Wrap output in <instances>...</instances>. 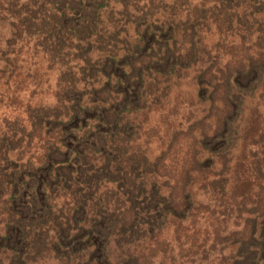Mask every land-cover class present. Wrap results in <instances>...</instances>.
I'll return each mask as SVG.
<instances>
[{
	"label": "rangeland",
	"instance_id": "rangeland-1",
	"mask_svg": "<svg viewBox=\"0 0 264 264\" xmlns=\"http://www.w3.org/2000/svg\"><path fill=\"white\" fill-rule=\"evenodd\" d=\"M80 2L82 7L87 4ZM0 6L6 7L4 0ZM195 8L212 11L195 31L198 58L165 78L158 53L161 58L166 45L184 55L191 50L182 31L171 32L168 23L184 22L185 14L191 15ZM250 10L240 8L229 27L218 29L216 0H104L99 20L77 15L69 19V25L79 29L80 41L68 33L54 39L36 27L40 12L28 29L17 21L18 27L11 26L15 20L0 12V55L8 59L0 60V145L11 143L9 158L22 156L34 165L43 160L53 137L55 150L59 143L71 142L63 129L75 130L84 143L82 148H71L76 159L70 169L55 173V182L46 183L43 205L39 194L31 193L36 208L49 217L41 222L36 249L24 254L25 264H64L67 258L80 264L89 261L92 251L97 254L91 243L96 239L88 242L84 237L79 245L81 228L87 231L83 235L90 232L96 237L103 217L109 227L115 215L116 223L129 225H124L126 243L103 227L102 238L108 239L105 254L112 264L126 261V251L137 256L135 264H234L240 242L261 237L259 231L252 232V220L248 221L252 216L234 212L232 201L252 209L256 227L262 228L264 196L257 204V196L249 190L253 170L264 167V81L252 91L221 86L224 76L233 80L236 69L248 66L261 52L257 44L264 36V11ZM246 17L252 24L248 31ZM16 33L22 36L9 40ZM148 37L155 38L152 45ZM141 93L145 106L133 111L130 96ZM79 105L89 109L87 115ZM38 113L51 115L55 125L45 123L40 132ZM44 132L51 135L47 144ZM223 132L226 153H220L217 140ZM18 137H23L19 146L11 141ZM138 153L154 164L146 171L147 182L154 177L163 186L167 179L171 188L176 187L173 193L181 198L178 206L169 204L173 210L153 211L149 204L138 202L136 211L143 210L132 215L116 202L127 199V187L113 172L121 169L123 174ZM224 154L225 164L220 158ZM4 160L0 158V166ZM249 173L248 185L243 176L246 180ZM218 180L224 191L217 188ZM238 191L244 198L233 196L229 205L221 203L223 192L225 199ZM258 208L263 210L254 211ZM38 220L34 218V223ZM133 221L138 222L137 230ZM92 226L96 228L91 230ZM61 230L77 237L61 240ZM70 240L74 243L64 247ZM88 245L93 246L86 252Z\"/></svg>",
	"mask_w": 264,
	"mask_h": 264
},
{
	"label": "trees",
	"instance_id": "trees-1",
	"mask_svg": "<svg viewBox=\"0 0 264 264\" xmlns=\"http://www.w3.org/2000/svg\"><path fill=\"white\" fill-rule=\"evenodd\" d=\"M55 1L56 0H4L6 7H4L5 5L0 6V12L6 11V13L10 15L13 20H15L11 23V26L18 27L17 23H20V25L24 27L23 29H28L31 25H33V19L36 15L35 13L40 12L42 13V17L39 19V22H35V24L37 25L36 27H43L45 31L47 30L46 33H50L52 36H54V39L55 35L63 38V36L68 33L72 36L73 39H77L78 41H80L82 37L79 34V29H77L76 25H69V19H72L77 15L79 16L78 19L93 20L96 17V19L99 20L101 16V8H103L104 2V0H99V3L97 4L96 0H94L87 3L88 0H86L87 4L83 5L82 7V2H80V0H57L63 3L64 7L61 8ZM93 2L95 4L94 6ZM216 2L218 29H222L225 26L229 27L230 20L233 16H237L236 14L240 8H242L243 11H248L249 9H251L250 12L253 10H256L257 12L264 11V0H216ZM191 12V15L189 13L185 14L184 22H179L178 24H173L172 22L168 23V28L171 32L174 31L173 29L182 31L181 38L183 39V42H189L188 46L191 45L189 48L191 50L187 53V55H184L182 51L174 50L169 45H166L165 53L161 58L158 53V60L160 61L159 64L164 62V64L161 66L162 69L160 70V72L163 75H166L165 78L172 76L174 72L173 70L177 72L179 68H183L182 65L184 63H190L191 65L192 62L196 61L198 58V44L195 43L194 40L195 31L201 24L200 22L205 18L206 13H212V11L211 9L195 8ZM243 16H241V18ZM1 19L2 18H0V21ZM243 19L245 20L244 23L246 26V30H250L252 28V24H248L247 17ZM262 23H264V19ZM178 34L180 35V32ZM20 36L22 35H18V33H16L15 35L13 34L12 38H10L9 40L13 42V39L16 40V38ZM172 38H174V36L171 33V39ZM154 39L155 38L153 37H148L151 45L153 44ZM257 45V49L261 52L258 53V55H255V58L250 61V64H248V66L244 67V65H242V67L237 68L233 80H230L231 75L224 76V84H222L221 86L227 88L233 85L235 86V89L241 88L251 91L257 89L259 84L262 83V80L264 81V36H262L261 41ZM0 60H3L5 62L8 61V59L3 57V55H0ZM223 73V75L226 74L225 72ZM229 73H231V71ZM201 77H204L202 73L200 76V80ZM145 91L146 90H144V94ZM229 91L230 88L227 89L228 94ZM233 94L236 95L234 92ZM130 97L135 104L134 109H132L133 111L137 110L136 108L139 107L138 105H141L144 108L145 103L141 100L143 98V93H141V95H138L137 97H134L133 95ZM236 98L238 99L237 101L240 102L239 96H237ZM129 103H131V101H129ZM85 107L86 106L83 107L82 105H79L78 109L86 113L87 115L89 109L86 110ZM98 113L102 115L101 111H99ZM38 115V118L41 119V124H39L40 132H42V128L44 127L45 123L55 125V123L53 122L55 120L49 119L51 115L42 114V117L40 116V113H38ZM218 125H220V123H218ZM128 127H130V125H128ZM63 131L67 135V139L71 142L66 141L69 145L67 143H59L56 150L55 137H53L54 140L49 141L51 135H49L48 132H44L42 134L46 138L45 144H47L48 141L49 144L44 148L45 150L42 154L44 157L43 160L35 157V159L38 160L34 165L30 163V159L28 161H24L22 156L16 159L9 158V154L14 150L12 147H10V145H12L11 143L0 145L1 151L4 148V150L0 152V158H5L3 163L4 165L0 166V250L1 252H3L1 253L2 255H0V264H25L24 254L28 255V252H33L36 249L35 241L41 236L39 234L42 230L41 222L49 217V214H46L45 211L42 210V208H36V201H34V198L36 197H31V193L34 192L39 194V201L41 203L46 183H54L55 173H57L58 176L60 174H64L66 170L70 169L71 165L73 164L72 161L76 159H73V152L71 148L75 146H77L78 148H82L81 146H83L84 144L82 142V139L78 137L77 134H75V130L63 129ZM2 138L7 139L5 136H3ZM226 139L227 136L224 134V132L220 133V138L217 137L219 146L221 148L220 153L225 152V149L228 147ZM22 140L23 137H18L17 140L13 139L11 141H14V144L17 143V146H19L21 145ZM63 153L64 155H62ZM225 155L226 154L220 155L222 156L220 158L222 159V162L224 164L226 163L224 157ZM82 157L85 156L82 155ZM153 165L154 164H150L143 153H138L136 161H134L132 165L128 164V169H126L123 174L121 173V169L117 172H113L114 175L118 176L119 181L122 182L121 184L127 187V191L124 192V195L127 196V199H122L120 201V199L117 198L116 200L118 201L116 202H120V204H122V207L124 205V207L127 208L128 213L133 212L132 215H137L141 210H143L141 209L139 211H136V204H138V202H144V204L147 205L149 204L153 208V211L164 210L166 213L167 209L173 210L169 208V204L171 205V207H174L175 205L178 206L180 202L181 196H177L173 193V190L176 189V187L174 186L171 188L169 180L164 179V181H162L163 186L160 182H157L154 177L150 178L151 181L147 182L149 179L146 180V171L153 167ZM153 171L154 170L150 171V173ZM263 176V165H261V167H256L252 172L254 183L250 187L251 189L249 191L253 196H257V201L255 202L257 204L262 198V195L264 196V178H262ZM250 180V173L246 180L243 176V181L248 182V185L250 183ZM244 186L245 185L243 184V187ZM223 187V182L220 183V181L218 180L217 188L219 189V191H224ZM166 189L169 190L167 193ZM137 196L141 197L142 200H136ZM233 196L235 198H244L243 195L238 191L236 194L232 193L230 197L223 199L225 197V194L223 192L221 196V203L226 206L229 205ZM232 202L234 204L232 208L234 212L237 211V213H241L243 211H247L248 216H254V213L251 212L252 209H245L246 204L244 202H238L235 200H233ZM41 205H43V203H41ZM82 205L85 206V204H81V208H83ZM263 208H258L254 211L263 210ZM117 217L118 216L115 215L114 218H112L109 227L105 225L108 221V218L103 217V220H101V225L103 227L105 226V228L108 227V234L112 233L113 236L118 237V240H122L124 243H126V238L128 235L125 234V226L129 224L116 223L119 220V217ZM139 217H137L135 220H137ZM252 217L251 219H246L245 221L252 220V232L254 231L255 233L256 230L259 231L261 237L259 239H256L255 236H253L251 237L249 243L240 242L241 244L237 249L238 255L235 259L234 264H264V225L262 226V228L258 229L256 227V218ZM34 218L40 220L34 223ZM46 222H48V220H46ZM131 226L135 230H137V228L139 227L138 222L135 221H133ZM103 227L99 226L96 237L94 236V234L90 235V232L89 235H83L87 234V231L84 228H81L82 234L79 237L80 239L78 240V244L81 245L84 237H87L88 242H90L91 239L94 238V240L96 239V242L91 243L95 245V250L97 253L95 255L92 251L90 259L87 258L89 261L84 260L83 264H112V261H110L109 259L110 255L105 254L107 252L105 247L108 244V239L106 235L102 238V230L104 229ZM95 228L96 226H92L91 230ZM70 230H72V228ZM58 236L61 240L68 239V236L72 238L77 237V235L72 236L70 233L65 234L64 230H61V233ZM130 237L131 236H129V238ZM73 243L74 241L70 240V242L66 243L64 247H67L68 244L72 245ZM93 245H88L85 249L86 252H88V250L91 249L90 247ZM45 248L46 246H44V249ZM5 253H7V255ZM126 254L127 262L121 261L120 263L135 264L137 256L134 257L133 253L130 251H126ZM67 256L69 257V255ZM95 257L97 259H94ZM64 264L80 263L79 260H69V258H67V262Z\"/></svg>",
	"mask_w": 264,
	"mask_h": 264
}]
</instances>
